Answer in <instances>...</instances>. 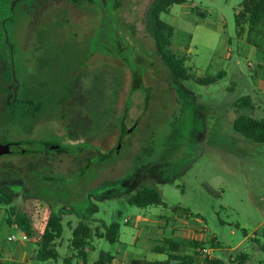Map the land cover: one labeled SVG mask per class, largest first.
<instances>
[{
  "label": "rangeland",
  "instance_id": "obj_1",
  "mask_svg": "<svg viewBox=\"0 0 264 264\" xmlns=\"http://www.w3.org/2000/svg\"><path fill=\"white\" fill-rule=\"evenodd\" d=\"M156 1L0 0V82L6 77L12 93L8 105L0 100V144L29 141L44 152L45 143L62 147L0 160L15 187L14 206L0 204V258L17 259L25 244L7 241L16 231L6 221L14 207L40 227L61 216L60 256L52 264L72 255L80 222L120 226L117 243L92 239V263L102 252H141L138 238L145 241L162 221L185 223V212L195 217L190 229L183 225L184 233L220 242L219 250L206 245L214 259L240 264L238 256L246 254L244 264H264V145L233 130L242 97H250L253 108L240 114L264 118V53L247 43L246 34L237 36L235 15L246 0H188L162 15L176 29L174 50L187 57L195 77L226 74L210 86L188 81L179 87L156 51L149 24ZM121 43L131 46L126 59L116 51ZM135 69H143V87L152 92L131 91L129 71ZM103 73L110 77V122L107 133L93 140L88 136L97 111L88 110H103L97 79ZM89 79L96 86L92 96ZM142 186L158 189L163 205L131 206Z\"/></svg>",
  "mask_w": 264,
  "mask_h": 264
},
{
  "label": "trees",
  "instance_id": "obj_2",
  "mask_svg": "<svg viewBox=\"0 0 264 264\" xmlns=\"http://www.w3.org/2000/svg\"><path fill=\"white\" fill-rule=\"evenodd\" d=\"M187 3L188 0H157L150 9L149 24L154 36L156 51L169 70L175 87H179L183 82L188 81H192L200 86H210L221 81L226 76L225 72H220L215 76L195 77L186 66L187 57L181 56L173 48V40L176 33L175 27L162 19L163 14L168 15L170 13L171 7ZM115 8L117 9V7ZM199 15L204 18L206 17V14ZM235 22L237 36L243 37L246 34L247 43L257 49L259 53H264V0H246L235 15ZM261 68L264 71V67ZM3 79L4 83L0 82V87L10 94L8 84L6 83L7 79ZM139 89L145 88L142 84L141 71L135 69L131 91L135 92ZM235 107L238 116L233 122V130L253 143L264 145V118L257 119L239 113L240 109L253 108L251 98H240ZM94 115L98 118V111ZM14 202L15 196H12L7 189L0 188V204L14 206ZM129 204L140 209H146L163 205V200L158 189L142 186L130 199ZM185 215L190 218L195 217L188 212H185ZM33 218L25 212H16L15 208L11 207L6 221L9 226L19 227L20 230L28 235L29 239H34L37 236V231ZM42 224L43 228L36 242V250L32 260L37 263L57 261L60 256L57 248L63 235L61 216H51ZM119 237L120 226L117 223L111 225L102 223L95 228H91L87 223L80 222L73 231V238L70 244L72 255L65 259L64 264H72V261L75 259L82 264H111L114 257L106 252H102L97 261L90 263L88 249L94 238L110 243H117L119 242ZM206 245L215 250L222 248L216 237L209 240L208 243L178 237L167 238L152 248L154 253L166 255V261L149 262L132 260L131 264H224L222 260L211 258L205 253L208 249ZM188 251L194 252L195 255L189 254ZM238 260L240 264H244V262L248 261V255H240L238 256Z\"/></svg>",
  "mask_w": 264,
  "mask_h": 264
},
{
  "label": "flooded vegetation",
  "instance_id": "obj_3",
  "mask_svg": "<svg viewBox=\"0 0 264 264\" xmlns=\"http://www.w3.org/2000/svg\"><path fill=\"white\" fill-rule=\"evenodd\" d=\"M121 48H123L122 55H121V51H120ZM116 51L118 52L119 58L126 59L127 58V54H129V52L131 51V46L125 45L124 43H121V44L118 45V48H117ZM125 52H126V55H125ZM101 55H103L105 58H108V59L111 58L106 53L101 54ZM119 62H120V60H119ZM120 63H121L122 66H124L122 64V61ZM103 65L104 66H107L105 64H103ZM141 66H143V65H141ZM46 69H47V65L46 64L42 65L41 70L43 71V70H46ZM140 71H141V76H142L143 69L140 70ZM129 72L131 73V78H132V81H133V73L131 71H129ZM87 74L88 73H85L84 77H87ZM3 75H5V73H3ZM5 76H7V75H5ZM4 78H6V77H4ZM97 79H98L99 82L102 81V86H103V92H102V94H103V106L104 107H103L102 112L100 110H97L98 113H99L98 118L92 119V116H91V129L89 130L90 131V134H89L88 138L89 139H93V140H95L97 138H100V137L104 136L107 133V130L109 128V122H110L109 110L107 109V105H108V91H109V88H110V83H109L110 77H109V74L108 73H103L102 74V78H100L97 75ZM142 84H143V82H142ZM131 85H132V83H131ZM75 86H71L72 92H73V88ZM94 87H96V86H94V80L89 79V86H88V88L86 90L87 95H91L92 96ZM144 88L146 90H148V91H151V92L153 90V89H148L146 87H144ZM11 94L12 93H10V94L6 93L3 90V88L0 87V100H4V103L6 105H8V103H11V101H12V98L9 100ZM91 96H89V98ZM104 96H105V98H104ZM91 105H93V104H91ZM88 111L91 114H93L95 110L91 108ZM66 125H68V123ZM123 132H125V135L122 134ZM126 136H127V131H125V130L121 131V138L123 140V142H122L123 144L125 143L124 142V138ZM56 137L57 138H60L58 136H56ZM69 137L72 138V135L69 134ZM78 143L79 144H82L80 142H78ZM84 143H86V144H88L90 146L89 149L94 150V145H91L88 141H83V144ZM18 144L19 145H22L26 149L25 153L20 154V155H38V154H44L45 152L47 153V151L49 149H51V148H57V152L62 149V147L60 145H50L49 143H45V144H43V146L45 148V152L42 151V150L35 151V149H34V144L35 143L34 142H29V141L27 142V141H22V140L14 141V142H9V143H3L1 145H4V146L9 145L10 146V149L12 151H14V150H16L18 148V146H17ZM96 152L100 155L101 158H103V159L107 158L106 156H104V154H102L100 152V150L99 151H96ZM9 156H11V155H9V154L2 155V156H0V160L3 159V158H5V157H9ZM9 169H10L9 166H6V167H3V168L0 169V181H2L3 183H5V184H3L2 188L7 189V191H9L12 194V196H15V194H14V191H15L14 185H11L10 186V181L9 180H10V178H13V177L10 175ZM2 175H4V176L2 177Z\"/></svg>",
  "mask_w": 264,
  "mask_h": 264
},
{
  "label": "crops",
  "instance_id": "obj_4",
  "mask_svg": "<svg viewBox=\"0 0 264 264\" xmlns=\"http://www.w3.org/2000/svg\"><path fill=\"white\" fill-rule=\"evenodd\" d=\"M175 220L177 221L178 225L174 227H170V224H168V221L166 222L162 221L161 223L162 225L159 226L157 231H154V229H150V231L148 230V232L144 234L143 237L145 238V241L143 240L140 241V239L138 238L135 241V247L139 243V247H141L140 249H142L141 252L136 253V254H130V253H126L124 250L123 251L119 250L118 256L117 257L113 256L114 259L111 264H131L132 260H141V261H149V262L166 261L167 260L166 255L157 254L152 251L153 246H155L157 243L163 242L165 239L171 238V237L202 240L199 237H195V236L193 237V235L189 233L187 234L184 233L186 231L188 232L187 228L183 227V223H180V220H177V219ZM12 227L13 229L16 230V231L14 230L15 233L13 234H19L21 232L19 227L17 226H12ZM35 228L37 231L36 238L29 239L28 241H24L25 244L23 248L21 249L17 259H15L13 256H9L8 258L1 257L0 264H33V263H30L29 261H31L34 258V252L36 250V242L38 241L39 236L41 235L43 224L40 227L35 222ZM176 228L178 229L180 228L181 230H178L177 232ZM149 243H151L152 245ZM144 245L146 246L144 247ZM90 251H94L93 246H90V248L88 249L89 260H90ZM188 253L191 255H195L194 252H188ZM217 259L222 260L224 262V260L220 259L219 257H217ZM47 264H52V262H48ZM79 264H82V263H79Z\"/></svg>",
  "mask_w": 264,
  "mask_h": 264
},
{
  "label": "built area",
  "instance_id": "obj_5",
  "mask_svg": "<svg viewBox=\"0 0 264 264\" xmlns=\"http://www.w3.org/2000/svg\"><path fill=\"white\" fill-rule=\"evenodd\" d=\"M194 218H190V217H187L186 216V220L184 219V220H181V221H185V223H186V226H187V228L188 229H190V224H192V225H194L193 224V222H191V220H193ZM183 223V222H182ZM185 223H183V225H185ZM195 227V226H194ZM196 228V227H195ZM198 229V228H197ZM199 230H205L204 228H201V229H199ZM206 231V230H205ZM196 237V236H195ZM197 237H199V236H197ZM202 238V237H201ZM213 239V238H212ZM211 239V240H212ZM29 240V237H28V235L25 233V232H23L22 230H21V232L19 233V234H11L10 236H8V238H7V241L8 242H10V243H16V242H19V241H28ZM191 240H195V239H191ZM199 241H203V239L202 240H199ZM210 251H212V250H209V249H207L206 251H205V253H207L211 258H213L212 257V255L210 254Z\"/></svg>",
  "mask_w": 264,
  "mask_h": 264
},
{
  "label": "water",
  "instance_id": "obj_6",
  "mask_svg": "<svg viewBox=\"0 0 264 264\" xmlns=\"http://www.w3.org/2000/svg\"><path fill=\"white\" fill-rule=\"evenodd\" d=\"M12 9H13V7H12ZM120 51H121V55H122L123 48H121ZM122 134L125 135V132H123ZM17 146H18V148L16 150L12 151L10 149L9 145L4 146V145L0 144V156L5 155V154H9L11 156H15V155H18V154L25 153L26 149L22 145L18 144Z\"/></svg>",
  "mask_w": 264,
  "mask_h": 264
}]
</instances>
